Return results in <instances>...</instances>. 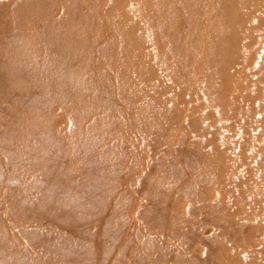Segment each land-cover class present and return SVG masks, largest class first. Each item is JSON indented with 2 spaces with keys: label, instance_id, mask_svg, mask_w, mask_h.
<instances>
[{
  "label": "rangeland",
  "instance_id": "374dc122",
  "mask_svg": "<svg viewBox=\"0 0 264 264\" xmlns=\"http://www.w3.org/2000/svg\"><path fill=\"white\" fill-rule=\"evenodd\" d=\"M14 40L0 264H264V0H0Z\"/></svg>",
  "mask_w": 264,
  "mask_h": 264
},
{
  "label": "bare ground",
  "instance_id": "6f19581e",
  "mask_svg": "<svg viewBox=\"0 0 264 264\" xmlns=\"http://www.w3.org/2000/svg\"><path fill=\"white\" fill-rule=\"evenodd\" d=\"M16 44H18V47L15 46ZM4 45H5V48H3L2 51L0 52V54L4 53L2 56L0 55V76H2V82L6 90L5 92L9 96L13 97L11 98V100H16V102H14V104H16V107L12 108L13 105H11V110H6V111L19 114L20 112L18 111L21 107L20 105L25 100V97H26L24 94H26L28 97L30 94V89L17 78L14 79V77L28 75V74H38L39 75L41 71L38 69V66H36V64H33V63H29L23 66L19 64L15 65L13 63H11L10 65L9 63L12 61H16V62L22 61L23 58L20 55V50L22 48H19V45H21V43L20 41L14 40L12 42L11 41L4 42ZM57 74L58 76L64 75L62 71H58ZM35 111L36 110H32V109L24 110V112H35ZM21 164L25 166L23 161L21 162Z\"/></svg>",
  "mask_w": 264,
  "mask_h": 264
}]
</instances>
